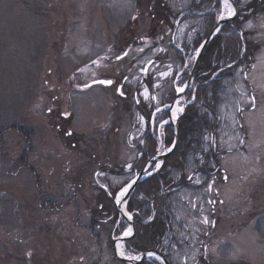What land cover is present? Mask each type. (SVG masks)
<instances>
[{
  "label": "rangeland",
  "instance_id": "obj_1",
  "mask_svg": "<svg viewBox=\"0 0 264 264\" xmlns=\"http://www.w3.org/2000/svg\"><path fill=\"white\" fill-rule=\"evenodd\" d=\"M185 1L169 4L177 14ZM251 1L239 0L247 8L238 11L235 28L227 26L219 35L222 43L235 40V51L250 57L242 65L235 61L241 68L235 71L237 85L224 94L222 128L203 136L204 152H215L205 164L220 167L212 184L218 189L221 217L207 233L210 264H264V237L258 233L259 227L264 233V5L248 7ZM152 4L0 0V264H124L115 257L112 239L125 235L130 224L117 215L113 222L104 220L116 212L112 197L132 178V172L122 170L139 164L131 148L140 137L139 128L131 130L129 123H135L132 92L137 89L136 98L148 101L158 89L164 98L157 103L168 102L174 79L178 88L186 78L175 76L178 64L174 75L171 71L143 79L144 64L159 58L155 68H165L160 58L169 55L174 60L179 47L188 49L190 67L199 44H190L192 22L181 18L167 27L151 17ZM209 7L206 32L221 14L228 15L223 1ZM131 8L137 13L134 19ZM129 37L140 38L138 44L117 60L115 54L126 48ZM214 45L204 59L215 53ZM120 74H127L124 97L115 89ZM98 78L115 81L112 86L78 89ZM144 88L147 97L139 92ZM184 100L188 97L180 99L177 113ZM140 196L127 203V214H133ZM146 212L143 219L150 214ZM192 224L191 247L174 250L171 237L183 239V233L161 240L177 264L185 254L184 264H196L201 257L195 234L206 229L200 216ZM121 251L138 256L124 244ZM145 261L162 264L154 256Z\"/></svg>",
  "mask_w": 264,
  "mask_h": 264
},
{
  "label": "flooded vegetation",
  "instance_id": "obj_2",
  "mask_svg": "<svg viewBox=\"0 0 264 264\" xmlns=\"http://www.w3.org/2000/svg\"><path fill=\"white\" fill-rule=\"evenodd\" d=\"M128 1L135 2L136 0H128ZM152 1H153V4L150 7L153 9L152 13H151V17L155 16L156 18L161 20L160 23H162L163 25H166L167 27H169V25H172L171 22L180 21L181 18H184V19L188 20L189 22H192L191 28L194 31L195 35H194L193 39L190 41L191 42L190 44L191 45L193 44V46L195 48V45L197 44V42L200 44V42L209 33V32H206L207 31L206 26L203 25L204 23L207 22L206 16H207L208 7L209 6H210L209 8L214 7L215 2L220 5L222 0H186L181 5L182 9L180 11H177L178 12L177 14H176V10L173 9L172 6H170L169 0H152ZM233 1L235 2V0H233ZM155 2H157V3H155ZM131 10H132L131 11L132 19H134L137 17V13H135V8H131ZM125 11L127 12V10H125ZM125 11H124V13H125ZM229 23L231 24V26H233L235 28V24H234L235 23V16L232 18V20ZM213 26L211 27V29L213 28ZM221 28L214 34V36L221 31ZM211 29H209L208 31H210ZM153 32H151L152 36H158L156 34L154 35ZM161 37H162V35H161ZM174 37H175V33L173 32V34L170 36V39L168 41L169 44H172ZM213 37L210 39L208 44L212 41ZM139 39L140 38H135V37L126 38L124 40V42L127 45L126 48L121 53H116L115 58L117 60H119V59L123 58L124 56H126L128 54V52L131 50V47L135 44H138ZM147 39H148V37L144 36L142 41H146ZM182 45L184 46L185 44H182ZM207 45H206V47H207ZM193 46H191V48ZM206 47L203 49V51L200 55L199 61H200L201 57L204 55ZM186 48H187V46L185 47V49ZM139 50L142 51V47H139ZM161 50H162V48H161ZM175 50H176V53L178 54V57L174 58V60H172L169 55L160 58L162 60V62L165 64V68H162V67L160 69L155 68V64L158 63V61H156V60H158L159 58H156V59L155 58H149L147 60V62L144 64L143 69H142L143 78H147V77L152 76V75H162V73H169L171 71H172V74L174 75V69H175L174 66H177V64H178V69L175 71V76L177 78H182L184 76L187 78L191 72V69L193 66V60L195 59V54L193 56L192 63L190 64V67H189L188 66L189 63L187 62V59L185 56V53L188 51V49L184 50L182 48L176 47ZM173 61L176 63L174 64ZM198 65H199V62H198ZM198 65H197V68H196L195 73H194L193 83L191 84V86L189 88H187L185 91H183V93L180 96V99L187 96L189 102L185 103L188 100H184V102L182 103V105L185 104V106H184L183 112L179 115L177 122H176V133H177L176 145H175L174 149L166 157H164L162 159V161L159 164V167H157L155 159L158 156L160 157V156L165 155L167 150L170 148V146L172 145V143L174 141V130H173L171 123L169 121L170 117L172 118V114H173L172 111H173L174 107H172L170 109L168 102L172 101V99L175 95V89H177L176 85H175V79H174L173 90L171 91L170 94L168 93L166 96L167 99H169L171 97V99L168 102L163 101L160 104L157 103L158 99L164 98V96H162V94L159 93L158 89L151 91V99L148 101L138 100L136 98L138 91H137V89L133 90L132 97L134 98L133 101L135 102L136 109L131 110V111H133V114L131 113V117L135 119V123H133L132 119H130L129 123L131 125V130H132V128H137V131H138V128H139V132H136V135L137 136L140 135V137L139 136L136 137V138H138V141L136 144H131V148L137 152L136 164H138V163L139 164H138V166H135L133 168L127 167V168L123 169L122 172H124V171H125V173L132 172V174H133L132 178H133L136 173H138L139 171L142 170L143 178H142V181H140L134 187L133 191L131 192L129 198L127 199V201L125 203V208L127 206V203L131 200H134V197L137 196V195L135 196L137 186L139 184L143 183L144 181H146L149 177L157 174L160 171L164 161L169 156L172 155V157H173L177 154L180 156H184V155L188 156L190 154L188 150L176 149L177 145H178V136H179L178 121H179L180 117L182 116V114L185 112L186 108L189 106V104H192L193 100H191L190 98L193 94V91H194L193 96L195 98L196 88L198 85V82L196 81V76L198 73L197 72L198 71ZM162 69H165V70H162ZM126 75L127 74H120V76H122L123 78L115 86L116 91L122 97L127 96V93L123 92V83L125 80L124 77ZM162 76H167V75H162ZM109 80H111L112 83L107 85V86H112V84L115 81V78L114 79L110 78ZM84 88H85V84L80 86L78 89H84ZM139 92L144 93V96H145V88L140 90ZM121 93H123V94H121ZM180 99L176 102L177 106H178ZM134 114H135V117H134ZM131 134L132 133H128L129 136H132ZM170 137H171V140H170ZM204 151L205 150L197 151L196 156L203 155L205 153ZM149 159H151V160L148 162ZM200 162L201 163L203 162V164L194 165V166H188L187 165V166L181 167L183 173H185L183 176L186 177V183L181 182V180H180V181H177L176 183H169L168 186L164 188L165 189L164 194H170V193L176 192L177 190L180 191L181 189H185V191L187 193L186 194L187 202L190 204V209H189V212L184 213V214H182L181 212H176L175 218H176V221L177 220H179V221H177V223L174 224V227L172 228V229L175 228V230L174 231L170 230L169 232L164 233L159 238V243L156 247L146 248V249H138V248L133 246L132 240L135 239V237L137 235V227L141 223L148 221V220H151L154 216L157 215L158 209L161 205L160 204V198L162 196V194L157 195L158 193L154 194L153 196H150V197L145 196L142 193H138V196H140L142 194V196H140V198H142V199H140V200H145V202L147 203V206L149 207V211H150L149 216L148 217L146 216V218H144V219L142 218V216L147 215V213L146 214L143 213L141 211L140 207H136V206L132 210L133 214H131V218H129V216L126 215L128 218V219H126L125 217H123V215L118 210H116V212H114V213L112 212V214H109V216H107L105 218L104 222H108V221L113 222V220L115 219L114 216L117 215L118 217L116 216V218L119 219V221H121V219H123L128 224H130V226H131V222H132L133 232H131L128 235H120L118 237H114L113 239H116V241H117V240H120L121 237L126 236V239L121 240V242H122V244H124V246L126 247L127 250H131L133 252H136V254L137 253L139 254L142 251L147 250V249H156L164 255V257L170 262V264H177L176 261H174L173 257L168 255L169 253L167 254L164 252L163 247H161V240H163L168 235H172L175 233H183V234H185L183 239H178L180 237H178V238L177 237H171L173 239L170 241V243L176 248V249H174L176 251H180V249H183L182 247H187V246L191 247V229H190V226L191 225L194 226V224H192L193 218L200 216L201 220H202V225L205 227L206 230H204V233H201L200 235L195 234L197 241H198L197 246L202 248L201 249V257H199L198 263L210 264L209 263L210 259L207 256V249L211 245V243H210V241H208V234L207 233H209V231L212 230V228H214V226L217 224V220H219L221 217L220 216L221 209H218V202L220 203V201H219L220 199H218V201H217L218 189H217V187L213 188L212 184L216 180L215 178H217V176H218V173H219L218 171H219L220 167L218 165L207 166L205 164L204 155L201 156ZM181 173L182 172H180V174L178 175V179H182ZM115 196L112 197L113 202H115ZM109 197H111V195H109ZM116 200H117V198H116ZM155 200H156V202H155ZM205 206L209 207L208 211H206V212L203 211ZM114 208H115V206H114ZM161 216L164 217V215L159 214V217H161ZM169 222H170V219H169ZM194 230L197 231V229H194ZM193 238H195V237L193 236ZM113 239H112V242H113ZM221 245L222 244L220 243V244H217V246H216V251H217L216 253L217 254H220V252L218 250H219ZM113 246H114V244H113ZM187 255L186 254L184 255L185 257L183 258V261L181 262V264L185 263V260H186L185 258L187 257ZM198 263H196V264H198ZM193 264H195V263H193Z\"/></svg>",
  "mask_w": 264,
  "mask_h": 264
},
{
  "label": "trees",
  "instance_id": "obj_3",
  "mask_svg": "<svg viewBox=\"0 0 264 264\" xmlns=\"http://www.w3.org/2000/svg\"><path fill=\"white\" fill-rule=\"evenodd\" d=\"M236 2H238L239 10L246 7L242 3L239 4V0H236ZM261 5H264V0H260L259 2L258 0H252L247 4L248 7H259ZM227 26L231 27V24L229 22L224 24L221 31ZM238 27L241 26L238 24ZM220 32L213 37L212 41L205 49V51L208 50L209 45H214L216 43L214 45L215 53L211 54L209 59L207 57L204 59L203 55L199 61L198 73L196 76L198 85L195 98H193L192 104H189L178 121L179 136L176 149L188 150L190 154L188 156H180L178 154L173 157L172 155L169 156L164 161L157 174L149 177L136 188L135 196L138 193H142L148 197L157 193V195L162 194L163 196H161V205L158 209L157 215L151 220L141 223L137 227V235L135 239L132 240L133 243H131L138 249L156 247L159 243V238L164 233L169 232L170 230H175V228H172L174 227V224L179 221H176V212H181L182 214L189 212L190 204L187 202V193L185 189H181L180 191L177 190L170 194H164V188L167 187L169 183H176L180 180L181 182L186 183V177L183 176L185 173H183L181 167L201 164L200 156H196V154L197 151L203 150L204 133L213 131L217 132L222 128L224 120L220 118V116L222 109L225 107H223V103L227 102L224 99V94H227L229 87L233 88L237 85V75L235 74V71L238 72L241 67L238 68L235 61L237 59L239 64L242 65L247 61V57H250L245 55L247 53L239 55V51H235V46L237 47L235 40H233L231 45L226 42L222 43L219 36ZM250 43L251 42L247 43L248 47ZM211 72L217 73L212 77H207ZM208 154L209 155L206 153L203 154L205 156L206 164L208 160H210V157L213 159L215 158V152L209 151ZM180 172H182V179H178ZM138 207H140L141 211L145 214L147 213L146 211H149V207L145 200H139ZM159 214L164 215V217H159ZM262 232L263 231L259 227L258 233L263 238L264 233ZM138 264L154 263L142 261Z\"/></svg>",
  "mask_w": 264,
  "mask_h": 264
},
{
  "label": "water",
  "instance_id": "obj_4",
  "mask_svg": "<svg viewBox=\"0 0 264 264\" xmlns=\"http://www.w3.org/2000/svg\"><path fill=\"white\" fill-rule=\"evenodd\" d=\"M231 4V6L233 7L234 9V14L232 15H228V16H225L223 17L222 19H219L217 21V23L213 26V28L209 31L208 35L204 38V40L201 42L200 46L198 47L197 49V54H196V58L194 60V63H193V66H192V69H191V72L188 76V78L186 79L185 83L183 84V86L180 88V89H183V91L185 89H187L189 87V85L191 84L192 80H193V77H194V73H195V70L197 68V65H198V62H199V58H200V55L204 49V47L207 45L208 41L211 39V37L213 36V34L226 22V21H229L231 20L237 13V6L236 4L233 2V0H228ZM101 81H110V80H105V79H96V80H92L90 81L87 86L91 85V84H95V83H101ZM102 84H105L107 85L106 83H102ZM183 91H176L175 95H174V98L172 99V101L169 103V107L170 109L174 106V104L176 103V101L179 99V97L181 96V94L183 93ZM178 119V116L175 117V121L173 122L171 120V117H170V123H171V126L174 130V141L172 143V145L170 146V148L167 150L166 154L163 155V156H158L155 160L158 161H162V159L164 157H166L175 147L176 145V138H177V133H176V120ZM152 159V158H151ZM149 159L148 162L151 160ZM143 178V173H142V170L139 171L138 173L135 174V176L128 182V184L124 187V188H127V192H125L123 195H122V199L120 201V203L118 204H115V207L116 209L123 215V217H125L126 219L127 216L122 212L121 208H122V205L125 204V202L127 201V199L129 198L131 192L133 191L134 187L137 185V183H139ZM129 185H131V187H129ZM131 232H133V225H132V222H131ZM126 239V236H123L121 237L120 240H125ZM115 242H116V239H113V252L116 256V258H118L120 261L124 262V263H127V264H138L139 262L145 260L147 258V256L149 255V253H153V255L157 256L160 261L162 262V264H170L168 262V260L163 256V254L156 250V249H147V250H144L142 251L140 254H139V259H131L129 257H126V256H123V255H120L117 251V248L115 246Z\"/></svg>",
  "mask_w": 264,
  "mask_h": 264
},
{
  "label": "snow or ice",
  "instance_id": "obj_5",
  "mask_svg": "<svg viewBox=\"0 0 264 264\" xmlns=\"http://www.w3.org/2000/svg\"><path fill=\"white\" fill-rule=\"evenodd\" d=\"M224 8L227 10L228 15H232L234 14V9L232 8V6L228 3V0H224ZM221 19L223 18V14H221ZM168 73H162V75H167ZM101 83H106V84H111L112 81H101ZM179 91H183V89H179ZM123 94V93H121ZM148 93L147 90H145V96L147 97ZM159 110V109H158ZM157 167H159V165H157ZM129 187H131V185H129ZM127 188H124L121 193L119 194L120 196H122L125 192H127ZM119 196L117 197V203H119ZM129 218H131V214L129 213ZM131 233V229L128 230V232L125 233V235H128ZM149 255H153V253H149ZM135 259H139V257H135Z\"/></svg>",
  "mask_w": 264,
  "mask_h": 264
},
{
  "label": "bare ground",
  "instance_id": "obj_6",
  "mask_svg": "<svg viewBox=\"0 0 264 264\" xmlns=\"http://www.w3.org/2000/svg\"><path fill=\"white\" fill-rule=\"evenodd\" d=\"M223 2H224V0H222ZM228 3H230L229 1H228ZM177 110H178V106L177 105H175L174 106V109H173V116L176 114V112H177ZM124 189V188H123ZM122 189V190H123ZM121 190V191H122ZM121 191H120V193H121ZM119 193V194H120ZM122 196H120L119 195V201H120V198H121ZM121 210L126 214L127 212H126V210H125V208H124V205H123V207L121 208ZM121 244H122V242H121V240H117L116 242H115V246L117 247V250H118V252L119 253H121L122 254V251H121ZM131 259H133V257H131Z\"/></svg>",
  "mask_w": 264,
  "mask_h": 264
}]
</instances>
